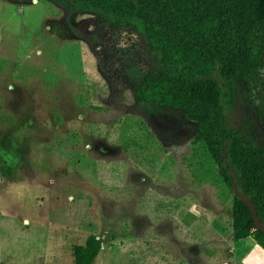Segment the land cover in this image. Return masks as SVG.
<instances>
[{
  "label": "rangeland",
  "instance_id": "obj_1",
  "mask_svg": "<svg viewBox=\"0 0 264 264\" xmlns=\"http://www.w3.org/2000/svg\"><path fill=\"white\" fill-rule=\"evenodd\" d=\"M151 64L75 0H0V264H75L91 234L94 264H264L197 123L135 100ZM237 83L234 123L264 146V62Z\"/></svg>",
  "mask_w": 264,
  "mask_h": 264
},
{
  "label": "trees",
  "instance_id": "obj_2",
  "mask_svg": "<svg viewBox=\"0 0 264 264\" xmlns=\"http://www.w3.org/2000/svg\"><path fill=\"white\" fill-rule=\"evenodd\" d=\"M75 2L111 27L125 26L143 37L152 64L135 100L184 110L197 123L193 143L205 147L233 190L223 157L227 142L239 188L256 204L264 223V146L244 138L234 123L237 79L253 75L264 62V0ZM3 173L13 175L12 167ZM233 230L235 240L253 236L264 249V232L235 193ZM102 249L101 237L89 235L74 247L75 264H94Z\"/></svg>",
  "mask_w": 264,
  "mask_h": 264
},
{
  "label": "water",
  "instance_id": "obj_3",
  "mask_svg": "<svg viewBox=\"0 0 264 264\" xmlns=\"http://www.w3.org/2000/svg\"><path fill=\"white\" fill-rule=\"evenodd\" d=\"M217 77L219 78L220 82L222 83V80L220 79L218 73H217ZM227 153H228V144L226 142L224 145L223 157H224L226 165L229 167V169L232 173V185H233L234 193L239 198H241V200L251 208L252 216L255 220V224H256L257 228L259 230H261L262 232H264V223L262 222V220L258 214L257 206L246 193H244L242 190H240L239 184L237 182V171L233 166L230 165L228 158H227Z\"/></svg>",
  "mask_w": 264,
  "mask_h": 264
}]
</instances>
